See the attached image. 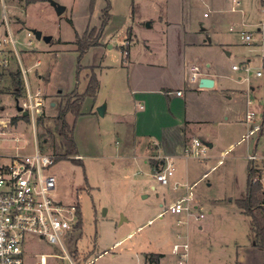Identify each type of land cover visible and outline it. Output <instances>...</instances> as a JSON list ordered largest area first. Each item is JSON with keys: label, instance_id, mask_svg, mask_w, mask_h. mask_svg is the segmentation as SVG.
<instances>
[{"label": "rangeland", "instance_id": "1", "mask_svg": "<svg viewBox=\"0 0 264 264\" xmlns=\"http://www.w3.org/2000/svg\"><path fill=\"white\" fill-rule=\"evenodd\" d=\"M54 1L65 7L61 15L56 13L49 0L32 3L27 0H0V38L4 37L7 29L6 18L8 22L14 23L12 35L16 47L9 45L14 53L10 69L24 68L31 86L42 90L46 99L42 116H46L49 123L55 121L65 104L63 95L58 96L59 91L66 95L77 88L79 93H84L88 75L92 70H98L94 65L102 55L99 49L91 48L82 57V68L79 71L76 40L77 36H83L86 31L91 33L94 30V36L97 35L104 9L108 5V0ZM109 1L111 19L99 41L104 44L107 61L116 63L123 52L121 48H126L128 23L132 20L136 3L133 0ZM203 2L204 0L196 2L199 7L196 12L202 19L203 13L210 14ZM240 3L244 5V1ZM233 15L235 24L229 34L231 43L236 46L231 60L242 65L248 58L256 57L262 62L259 69L250 64L248 72L244 70L247 65L240 66L241 73L248 77L242 87L245 90L249 87L252 101L250 109L255 114L251 122L253 127L264 120V48H247L240 39L245 34H251L253 43L264 44L261 41L264 38V13L257 9H245L242 13H232V17ZM32 29H39L43 35L53 36L51 43L37 40ZM110 45L114 48L107 50ZM257 70L262 72L259 78L255 77ZM22 78L25 91L24 74ZM251 86L254 90L250 89ZM2 90L0 99L4 108L3 117H12L15 127L8 128V131H15L26 141L22 152L33 151L36 135L42 152L54 155L59 153L58 141L56 144L49 138L47 143L41 142L44 131L38 127V123L34 132L28 119H19L16 99L10 86L6 85ZM52 102L56 103L54 107L51 106ZM92 107L93 99L86 98L81 116L76 118L72 114L67 115L68 122L74 125V139L79 154L85 159L81 163H75L70 158H62L47 170V173L57 179L55 198L64 205L78 206L82 214L81 230L63 237L74 264H146L151 253L171 254L176 239L174 232L180 218V215L170 213L171 206L176 205L178 198L175 197L178 191L173 190V184L179 183V191L187 189L183 180L185 168L176 164L175 175L170 178L169 185L161 186L164 189L161 191L160 187L153 188L151 181L154 178L140 172L135 163L126 164V161L106 159L110 155L109 149H117V136L113 128L104 125L105 121L97 114H87ZM95 111L99 114L98 109ZM15 118L17 120L14 122ZM258 136L255 132L249 139L251 151ZM256 144L257 150L261 151L264 139ZM14 145V142H9L6 147L13 151L16 147ZM245 145L244 141L236 150L227 152L223 160L211 168L207 177L196 185L195 193L205 203L199 209L193 208V216L189 219L192 225L190 232H183L190 244L191 264H225L227 256L235 252L236 244L247 240L249 218L239 211L236 199L246 195L248 160L234 158L235 154H246ZM163 194L167 196L165 201H161ZM210 200L219 202L215 205ZM179 204L189 205L185 200ZM161 211L162 215H157ZM200 214L204 217L195 219ZM122 215L127 219H123ZM184 216L185 214L181 215L183 218ZM199 225L204 227V231H200ZM32 250L60 256L65 254L59 247L52 245H39ZM253 250V256L249 255L252 260L262 254V250L258 248ZM53 264L71 262L67 258H55Z\"/></svg>", "mask_w": 264, "mask_h": 264}, {"label": "crops", "instance_id": "2", "mask_svg": "<svg viewBox=\"0 0 264 264\" xmlns=\"http://www.w3.org/2000/svg\"><path fill=\"white\" fill-rule=\"evenodd\" d=\"M133 1L136 5L128 23L126 52L121 53L116 63H109L104 44L100 42L99 46L93 47L102 55L94 65L98 68L100 88L93 99L92 110L87 114H97L117 136V149H109L110 155L106 159L126 161V164L133 162L140 172L152 177L167 158L175 165L183 166L187 189L179 191V187L174 188L179 183L173 184V190L178 191L175 204L185 200L194 209H199L205 201L197 197L196 185L227 152L236 150L244 141L246 154H235L234 158L248 160V154L264 151V148L258 151L256 144L264 139V120L253 127L252 121H246L247 113L253 112L249 87L247 90L242 87L246 82L242 70L233 69L235 65L250 64L259 69L262 62L256 57L248 58L242 65L233 62L231 58L236 45L231 43L229 34L235 24L232 13H242L245 9L264 13V0H204L203 5L210 14L203 13V19L196 12L198 0ZM240 1H244V5ZM10 24L12 29L14 23ZM243 37L240 41L245 47L263 50L264 44L252 42L248 45L243 42ZM113 48L110 45L107 50ZM195 67L199 68L198 79L191 81L190 71ZM205 77L214 81L212 87H200V79ZM255 77L259 78L256 74ZM250 89L254 90V87ZM178 91L182 92L181 96L176 95ZM58 94L65 95L62 91ZM55 105L51 103L52 107ZM100 107H104L102 116L95 111ZM251 129L252 135L259 134L253 151L249 140L252 135L247 137ZM195 143L205 147L206 153L197 155L193 148ZM76 156H81V162L85 159L79 151ZM249 165L248 161L247 180ZM151 183L153 188L160 187L164 191L154 179ZM262 188L264 193V183ZM166 197L163 194L161 201ZM245 198L246 195L236 200ZM210 201L215 205L219 202ZM190 218L192 216L183 227L176 224L175 242L178 235L185 237L183 232H190ZM123 219L127 217L123 216ZM198 228L204 231L202 225ZM252 235L249 223L247 240L236 244L235 252L227 256L225 264H264L263 251L261 255L256 254L255 261L249 258L257 248ZM151 254L162 257L157 263L146 259V264H176L172 249L171 254Z\"/></svg>", "mask_w": 264, "mask_h": 264}, {"label": "built area", "instance_id": "3", "mask_svg": "<svg viewBox=\"0 0 264 264\" xmlns=\"http://www.w3.org/2000/svg\"><path fill=\"white\" fill-rule=\"evenodd\" d=\"M6 28L4 37L0 38V72L11 65L14 53L9 45L16 47L11 24L7 20ZM261 41L263 42L264 38ZM243 42L251 45L252 35H244ZM233 69L241 70L238 65L233 66ZM244 70L248 72L250 67L245 66ZM21 72L26 77V83L23 98L16 100V104L22 108V111L17 113L20 120L27 118L36 132L38 119L46 108V99L40 88L31 86L24 68H21ZM190 72V80H197L199 68H192ZM256 75L260 77L262 72L258 71ZM245 80H248V77H245ZM176 95L181 96L182 92L178 91ZM3 112L0 99V264H53L55 258H67L74 264L64 245L63 237L78 232L76 225L79 221V207L64 205L55 198L57 179L47 173L58 160V156L42 152L36 135L33 151L23 153L22 150L26 146L23 143L26 141L15 131H8V128L15 127V123L12 117L4 118ZM254 116V112L247 113L246 121L251 122ZM252 131L253 129L248 132L247 137L252 135ZM9 135L12 137L9 138ZM9 142L15 143L13 151L6 147ZM198 145L195 143L193 146L196 154H205L206 148ZM75 158L81 159V156ZM247 159L252 167L261 171L257 180L264 183V151L250 153ZM175 172V162L167 158L153 177L161 186H167ZM178 187L179 185L175 184L174 188ZM170 213L180 215L177 225L183 227L187 224V219L193 216V207L178 203L171 206ZM183 214L184 218L181 217ZM203 217L204 215L200 214L196 219ZM39 245L57 246L65 254L60 256L32 250ZM172 254L176 258V264H191L190 244L182 235H178V240L172 245Z\"/></svg>", "mask_w": 264, "mask_h": 264}, {"label": "trees", "instance_id": "4", "mask_svg": "<svg viewBox=\"0 0 264 264\" xmlns=\"http://www.w3.org/2000/svg\"><path fill=\"white\" fill-rule=\"evenodd\" d=\"M36 1H48V0H27L28 3ZM110 1L104 9L102 17V24L94 36V30L91 33L85 32L83 36H77L76 45L79 52V71L81 70L80 61L84 54L93 47L100 45V38L103 36L106 27L111 19L110 14ZM123 52H126L123 47ZM9 85L13 97L18 100L24 94V82L22 78V72L20 68L6 69L0 72V93L3 92L2 88ZM100 88V81L94 70L88 75L87 87L84 93H79L76 88L69 94L63 95L65 104L61 107L58 116L53 123H49L46 116H41L38 119V127L44 132L41 135V142L47 143L48 139L60 144V152L56 155L58 160L62 158H70L72 162L81 163L79 159L74 158L78 155L77 145L74 139V125L70 124L67 120V115L72 114L78 118L83 113L81 112L82 105L86 98L96 99L98 90ZM27 119V118H26ZM17 119H14V122ZM73 157V158H71ZM261 171L249 165V174L247 180V192L244 200H236V204L241 213L249 218L250 228L254 235L255 246L264 252V193L262 183L257 180ZM79 221L76 225V229L79 231L82 228V214L78 209ZM161 254H152L149 259L152 262H158L161 258Z\"/></svg>", "mask_w": 264, "mask_h": 264}, {"label": "water", "instance_id": "5", "mask_svg": "<svg viewBox=\"0 0 264 264\" xmlns=\"http://www.w3.org/2000/svg\"><path fill=\"white\" fill-rule=\"evenodd\" d=\"M49 1H50V4L52 5V7H54V9L58 15H61L65 11L64 6L58 4L54 0H49ZM32 32H33V34L37 40H43L45 43H50L52 40V36L43 35V33L40 30L32 29ZM199 85H200V87L210 88L214 85V81L208 77L201 78ZM16 108H17L18 112L22 111V108L20 106L16 105ZM98 112L102 116L103 112H104V107L98 108ZM24 115L26 116L27 113L25 112Z\"/></svg>", "mask_w": 264, "mask_h": 264}]
</instances>
